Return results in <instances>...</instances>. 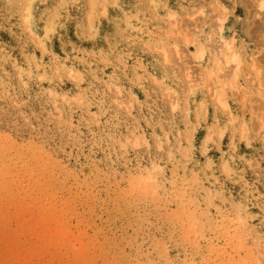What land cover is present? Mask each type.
I'll use <instances>...</instances> for the list:
<instances>
[{"label": "rangeland", "instance_id": "obj_1", "mask_svg": "<svg viewBox=\"0 0 264 264\" xmlns=\"http://www.w3.org/2000/svg\"><path fill=\"white\" fill-rule=\"evenodd\" d=\"M0 264H264V0H0Z\"/></svg>", "mask_w": 264, "mask_h": 264}, {"label": "bare ground", "instance_id": "obj_2", "mask_svg": "<svg viewBox=\"0 0 264 264\" xmlns=\"http://www.w3.org/2000/svg\"><path fill=\"white\" fill-rule=\"evenodd\" d=\"M231 44H232V42H231ZM218 48H220L219 49L220 51L225 48L226 51H227L226 53H228L227 55H225L223 57L224 58L223 62L225 63V65H228L231 61L233 62L235 60L236 57H234L233 53H231V51H229V49H230V43H229V45H227L225 43H221ZM199 55H200L199 57L201 58L203 56L202 55V52H200Z\"/></svg>", "mask_w": 264, "mask_h": 264}]
</instances>
